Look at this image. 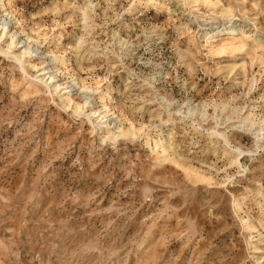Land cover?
<instances>
[{"label": "rangeland", "instance_id": "1", "mask_svg": "<svg viewBox=\"0 0 264 264\" xmlns=\"http://www.w3.org/2000/svg\"><path fill=\"white\" fill-rule=\"evenodd\" d=\"M134 1L91 0L84 23L75 8L83 0H3L8 30L30 42L33 63L76 100L90 96L95 110L107 94L110 124L140 131L101 144L43 91L12 90L22 76L0 54V264H255L252 256H264V68L238 55L246 71L234 75L228 56L204 47L217 24L201 29L174 0ZM240 2L222 1L234 11ZM245 6L255 23L235 11L233 25L264 46V0ZM144 135L159 148L151 152ZM224 149L240 152L239 162Z\"/></svg>", "mask_w": 264, "mask_h": 264}, {"label": "bare ground", "instance_id": "2", "mask_svg": "<svg viewBox=\"0 0 264 264\" xmlns=\"http://www.w3.org/2000/svg\"><path fill=\"white\" fill-rule=\"evenodd\" d=\"M135 1L137 2V4H144L145 7H152L156 5L163 6V3L160 2L159 0H135ZM222 1L221 0H177V1L174 0V3H178L179 7H181V9H183L184 11H188V15H190L191 18L194 17L195 22L198 20L204 22L203 24H199L201 29H204L206 28V26L209 25L217 24L216 28L212 31L206 29L207 31L204 34L205 35L204 47L208 49V54L217 55V56L219 55L221 57L228 56V58H230L232 62L227 63V65L224 67H226L229 70V72L233 73L234 75L240 72L244 76L246 71L245 62L242 59L240 61H234V59L238 58L237 57L238 55H246V54H249L251 56L250 57L251 62L254 61V64L258 62L264 68V54H257V52L264 51L263 49L264 46L260 45V40L252 39L247 31H245L244 29L240 28L237 25H233L235 21H237V18H235L236 17L234 13L235 11L244 21H248V23L249 22L255 23L256 16L254 19H252L251 17L253 16L249 15L248 12L249 10H247L245 6L246 0H241L240 4H237L235 11L234 8L231 6V4L228 3L227 5H224ZM90 4H91V0H83V3L80 6L75 7L81 13V18L84 23H87L86 21L89 19V13L92 11V7H89ZM256 4L255 2H251V6L253 5V7H255ZM72 6L74 7V5ZM203 8L210 11V13H204L202 11ZM0 9L2 10L1 12H5L4 18H1L2 21L0 22V54L7 59H11V61L18 66L17 69L22 76L20 82H15V81L11 82L12 90L19 89V91H21V96H25V97L30 95L32 96L37 95L43 91L42 93L47 95L49 98L48 100L49 101L51 100L55 106L59 105L64 112L67 113L70 112L73 117H78L79 119L82 120V122L86 121L89 128L88 133L98 137L99 138L98 140L101 144H105L106 142H111L115 144L119 139H128L127 137L129 135L132 136V138L135 137L136 134L135 132L140 131L139 129L135 130L133 128V130L131 129L125 132L120 128H114L110 124V119L108 115L109 99L107 94H103L98 97L99 102L101 103L102 106L100 108L101 110L99 111L95 110L93 106H89L90 96H85L80 101L76 100L71 94V91H69L70 90L69 88L71 87H64L63 84L57 83L54 74H49V72H45V69L43 67H38L35 63H33V61L36 58V54H34L35 50H32V48L29 46L30 42L25 44L24 42L20 41L18 38L14 37V33H10V30H8L9 23L6 21L7 19L6 17H8L9 13H6L5 11V2H3V0H0ZM215 38H219V39L214 40ZM26 40L30 41V38L27 37ZM22 43L23 45H21ZM258 48L261 49L259 50ZM250 49H255V51L253 50L249 52ZM29 71H33L34 75L29 74ZM40 86L42 87V89L40 88ZM83 88L84 87H82V89ZM84 91H89V89L85 88ZM55 99L58 100L59 103H55ZM168 121L169 120H165L164 123H167ZM248 121L250 122L251 120L249 119ZM245 122L247 121L245 120L240 123H245ZM261 123L264 125V119L261 120ZM211 134H215V133L211 132ZM217 135L220 137L221 141H223L224 143L223 146H225L226 149L230 148V144L227 137L220 133H217ZM144 136H145V145L151 152L157 150L161 145V140L151 141L147 135ZM211 137L212 136H210L209 138ZM223 154L224 156H227L229 158L231 164H236L237 162H239L238 156H240V152L238 153L237 156L233 157L230 155V152L227 154V150L224 149ZM240 206L241 204L239 203V201L235 200L233 207L235 208L236 211L240 210L241 208ZM252 230H253L252 226L246 227V231L248 232L249 235L252 233ZM249 239H251L250 236ZM141 244H143V242H140L139 246ZM249 246L250 248L249 247L248 248L251 249L253 254L261 253V250H259L252 243H249ZM143 258H145V256ZM251 259L256 260L255 264H264V256L259 257V259L253 258L252 256ZM260 259L261 261L259 262Z\"/></svg>", "mask_w": 264, "mask_h": 264}]
</instances>
